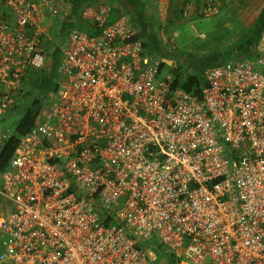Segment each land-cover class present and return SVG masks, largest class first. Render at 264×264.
<instances>
[{
	"label": "built area",
	"instance_id": "built-area-1",
	"mask_svg": "<svg viewBox=\"0 0 264 264\" xmlns=\"http://www.w3.org/2000/svg\"><path fill=\"white\" fill-rule=\"evenodd\" d=\"M69 13L67 0H0V120ZM110 14L87 6L99 34L64 32L56 88L0 171V264H168L159 248L176 264H264V32L193 94Z\"/></svg>",
	"mask_w": 264,
	"mask_h": 264
},
{
	"label": "trees",
	"instance_id": "trees-1",
	"mask_svg": "<svg viewBox=\"0 0 264 264\" xmlns=\"http://www.w3.org/2000/svg\"><path fill=\"white\" fill-rule=\"evenodd\" d=\"M98 4H105L110 6V23L116 21L121 16L128 15L133 12V16L135 17V28L137 31L135 39H142L145 46H147L149 49H151L149 45H152L153 47L159 45V41L155 38H152V25L148 22L145 14L142 13L143 5L141 3V0H67V5L70 8V13L65 23L63 24V31L65 32L69 28H77L90 35L99 34V31L95 30L89 21H86L81 17V11L85 7ZM254 28V35L247 36L245 40L239 43L240 45L237 46V48H239L237 52V56H240L239 59H249L253 55L252 50L256 46L258 40L264 32V8L257 16V19L254 23ZM45 48V52L47 55L46 67L42 72H31L29 74L26 83L31 99L29 101V104L25 107L20 121L16 125L15 133L6 138L2 143L0 151V171L4 170L8 166L9 160L14 154L20 137L27 133L30 128L35 125L39 114L43 109V105L45 102L44 99L46 98L44 96L45 94L40 96L39 92L35 89H37L38 87H45L50 94L51 91L55 90L56 88L54 84V76L56 74V68L61 58L62 49H47V42L45 44ZM152 50L154 51V49ZM244 53H246V58H242V55ZM216 54L213 55V58H218L216 57ZM211 63L212 66L221 64L223 63V61H213ZM165 67L169 66L165 62H163L162 69H164ZM204 70L205 69H202L199 73H182L177 68H169V72L174 76V86L193 94H199L202 89ZM159 254L161 255V262L164 260V262L168 264H176L175 258L165 255L164 251L161 248H159Z\"/></svg>",
	"mask_w": 264,
	"mask_h": 264
},
{
	"label": "rangeland",
	"instance_id": "rangeland-1",
	"mask_svg": "<svg viewBox=\"0 0 264 264\" xmlns=\"http://www.w3.org/2000/svg\"><path fill=\"white\" fill-rule=\"evenodd\" d=\"M247 13L248 10L246 11ZM245 10L238 12V16H234L231 21L222 23L221 27L216 26L214 23V16H205L199 21L189 20L180 23L172 29V37L174 50L172 51V44H169V51L172 57L174 56L175 65L163 69V73L169 72L170 67L177 68L182 73L194 72L199 73L202 69L211 66L213 61L234 60L240 58L237 56L239 43L243 42L247 36L254 35V23L257 19L250 20L252 17H247ZM246 15V16H245ZM251 21V22H249ZM248 22V23H247ZM49 36L47 42V49L62 48L65 41L63 29L54 24L51 25L47 31ZM235 35V36H234ZM242 37V38H241ZM214 53V54H213ZM217 53V54H216ZM212 54V55H211ZM216 54V57L213 58ZM246 53L242 58H246ZM250 59V58H249ZM248 59V60H249ZM39 95H44L47 98L49 91L45 87H38L35 89ZM42 90V92H41ZM44 92V93H43ZM44 97V98H45ZM44 99V105L46 104ZM31 99L30 93L26 92L23 101L13 111L8 112L3 119L0 120V131L4 137L13 135L16 130V125L20 121L25 107L29 104Z\"/></svg>",
	"mask_w": 264,
	"mask_h": 264
},
{
	"label": "crops",
	"instance_id": "crops-1",
	"mask_svg": "<svg viewBox=\"0 0 264 264\" xmlns=\"http://www.w3.org/2000/svg\"><path fill=\"white\" fill-rule=\"evenodd\" d=\"M205 2L206 0H141L142 13L145 14L148 22L152 25V38L159 41V45L156 47L149 45L151 52L160 56L168 66H176L174 56L172 57L171 52L167 49L170 43L173 45L172 51L175 47L172 29L184 21L192 19L199 21V19L207 16L204 14ZM263 8L264 0H224L219 7V12L214 17V23L216 26L221 27L222 23L231 21L242 10H245V12L248 10L249 13L246 12L247 17H252L250 19L252 21ZM126 16L132 19L135 27L133 12Z\"/></svg>",
	"mask_w": 264,
	"mask_h": 264
}]
</instances>
